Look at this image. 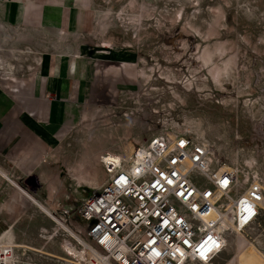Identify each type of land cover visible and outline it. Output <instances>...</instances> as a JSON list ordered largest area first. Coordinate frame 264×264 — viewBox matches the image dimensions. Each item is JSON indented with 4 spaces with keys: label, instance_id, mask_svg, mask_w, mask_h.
Returning a JSON list of instances; mask_svg holds the SVG:
<instances>
[{
    "label": "rangeland",
    "instance_id": "1",
    "mask_svg": "<svg viewBox=\"0 0 264 264\" xmlns=\"http://www.w3.org/2000/svg\"><path fill=\"white\" fill-rule=\"evenodd\" d=\"M130 1L121 0L123 33L112 37L137 53V84L103 89L55 150L60 182L51 198L40 193L61 221L65 207L79 208L107 183L102 155L125 156L156 135H189L242 186L264 187V0H135L127 8ZM81 170L95 175L94 186L79 181ZM30 201L0 214V245L15 246L11 264H61L53 236L62 224ZM79 223L76 215L67 224L78 231ZM246 239L254 248L243 256ZM228 240L214 264H264V205L254 227Z\"/></svg>",
    "mask_w": 264,
    "mask_h": 264
},
{
    "label": "crops",
    "instance_id": "2",
    "mask_svg": "<svg viewBox=\"0 0 264 264\" xmlns=\"http://www.w3.org/2000/svg\"><path fill=\"white\" fill-rule=\"evenodd\" d=\"M121 26V0H0V214L28 196L51 212L40 192L60 182L64 135L103 89L136 86L137 53L112 37Z\"/></svg>",
    "mask_w": 264,
    "mask_h": 264
},
{
    "label": "built area",
    "instance_id": "3",
    "mask_svg": "<svg viewBox=\"0 0 264 264\" xmlns=\"http://www.w3.org/2000/svg\"><path fill=\"white\" fill-rule=\"evenodd\" d=\"M208 155L189 135L163 134L133 153L102 157L108 182L79 208L63 209L75 234L59 224L55 230L61 264L216 263L231 222L240 230L257 224L264 187L242 186L236 170L213 165ZM76 215L78 231L67 224ZM14 248L0 245V264L14 261Z\"/></svg>",
    "mask_w": 264,
    "mask_h": 264
},
{
    "label": "bare ground",
    "instance_id": "4",
    "mask_svg": "<svg viewBox=\"0 0 264 264\" xmlns=\"http://www.w3.org/2000/svg\"><path fill=\"white\" fill-rule=\"evenodd\" d=\"M52 37V36H51ZM54 37V36H53ZM55 39V38H54ZM205 145V144H204ZM206 146V145H205ZM206 148H207V150H208V147L206 146ZM208 152H209V158L211 159V153H210V151L208 150ZM107 156H109V154H107V155H102L101 156V159H100V161H101V163H102V166L104 167V162H103V159H102V157H104L105 159L107 158ZM117 156H122V155H116V157L115 158H117ZM110 157V156H109ZM110 158H112V157H110ZM104 170H105V168H104ZM84 171V172H83ZM81 173H80V178H79V181L80 182H86V183H88V184H92L93 186H94V180H95V175L94 174H92L91 173V171H85V170H81L80 171ZM86 172V173H85ZM106 172V171H105ZM107 174V173H106ZM108 175V174H107ZM75 176H77L78 177V174H75ZM108 180H109V175H108ZM108 182V181H107ZM17 186V185H16ZM101 187V186H100ZM99 187V188H100ZM97 188L98 187H95V189L97 190ZM98 188V189H99ZM23 191V190H22ZM28 196V195H27ZM31 200H33V202H35L40 208L42 207V206H40V204H38V202H37V200L35 201L33 198H31V196H28ZM42 209L46 212V213H48L51 217L53 216V218L55 219V220H57V221H59L61 224H62V226H64V228L65 229H67V230H70L59 218H57L56 216H54L51 212H49L48 210H46L45 208H43L42 207ZM252 227H254V226H252ZM252 227H250L249 229H251ZM249 229H245V230H240L239 228H238V225L237 224H235V223H233V222H231L230 223V227L226 230V232L227 233H229L230 235L231 234H235V235H239L240 233H242V232H246V231H248ZM73 234H74V232L72 231V230H70ZM246 241H247V246L245 247V248H243V250H242V255L243 256H247V255H249L251 252H252V250H253V248H254V245H253V241H251L250 239H246ZM227 246H228V244H227ZM227 248V247H226ZM191 262H197L196 260H193V259H191V260H189L188 261V263H191ZM213 262H215V261H213ZM198 263V262H197ZM194 264V263H193ZM201 264V263H200Z\"/></svg>",
    "mask_w": 264,
    "mask_h": 264
}]
</instances>
